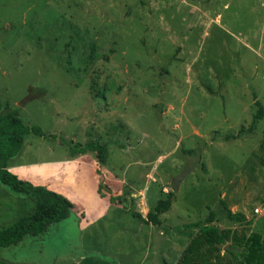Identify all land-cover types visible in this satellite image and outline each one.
<instances>
[{
    "label": "rangeland",
    "instance_id": "374dc122",
    "mask_svg": "<svg viewBox=\"0 0 264 264\" xmlns=\"http://www.w3.org/2000/svg\"><path fill=\"white\" fill-rule=\"evenodd\" d=\"M254 95L264 106V0H0L1 103L55 136H25L9 165H60L73 143L108 148L104 166L87 153L60 171L86 191L96 171L102 219L81 229L73 212L0 248V264H264L263 253L238 256L248 238H264ZM169 196L159 226L131 216ZM34 205L0 182V228ZM196 222L218 226L234 255L184 230Z\"/></svg>",
    "mask_w": 264,
    "mask_h": 264
},
{
    "label": "trees",
    "instance_id": "16d2710c",
    "mask_svg": "<svg viewBox=\"0 0 264 264\" xmlns=\"http://www.w3.org/2000/svg\"><path fill=\"white\" fill-rule=\"evenodd\" d=\"M256 110L249 130L254 129L256 124L264 119V106L254 95ZM38 136L47 140L54 141L55 136L47 134L39 126H27L19 117L18 108H11L3 105L0 100V182L10 187L14 192L28 196L34 202V210L31 214L21 217L11 225L0 228V248L18 245L26 236H38L48 231L49 227L55 223L70 217L73 212L72 203L62 195L46 189L43 186H35L28 181L19 179L15 174L8 170L9 161L18 156L23 148L24 138L27 135ZM239 135L231 136L233 138ZM230 137L225 136L228 140ZM87 153H95L96 160L100 166H104L108 157V148L105 144L86 143L70 144L69 159ZM98 170V174H99ZM103 182H99L97 193L105 195ZM124 194H129L130 190H124ZM110 193V192H108ZM111 202L115 201L110 196ZM171 205V196L165 200H159L153 212H148L143 217L139 212H132L131 216L137 218L144 225L159 226L161 221L159 215L166 212ZM198 229L205 242L217 248L216 244L223 243V236L216 225H202L201 222L191 223L184 226V230ZM245 250L241 254L253 253L257 259L264 254V238L261 241L250 237L245 242ZM234 255L233 251H227ZM236 256V255H235Z\"/></svg>",
    "mask_w": 264,
    "mask_h": 264
},
{
    "label": "crops",
    "instance_id": "0c3cea01",
    "mask_svg": "<svg viewBox=\"0 0 264 264\" xmlns=\"http://www.w3.org/2000/svg\"><path fill=\"white\" fill-rule=\"evenodd\" d=\"M83 156V155H82ZM79 158L68 159L62 162V164H56V162H42L35 164H26L19 161H13L8 164V170L15 174L19 179L28 181L35 186H43L46 189L58 193L68 199L73 203L74 208L72 212L79 218L81 215L83 219H80L79 226L81 229H88V227L94 226L98 223L100 219L105 215L104 201L101 197L98 196V180L96 179V171L90 169L93 182L90 184V191H86V188L83 185L82 180H72L71 182L63 180L62 174L60 171H63L66 165H71L76 163ZM11 161V160H10ZM58 176L62 177L61 181H56L57 173ZM32 176L35 177V180H32ZM98 176V175H97ZM58 177V178H59ZM65 184H62V183ZM64 186V187H63ZM69 187L71 190H74L77 194V199H73L70 191L63 190L62 188ZM79 201L80 207L77 208V202ZM83 203V204H82ZM83 205V206H82Z\"/></svg>",
    "mask_w": 264,
    "mask_h": 264
},
{
    "label": "water",
    "instance_id": "95a60500",
    "mask_svg": "<svg viewBox=\"0 0 264 264\" xmlns=\"http://www.w3.org/2000/svg\"><path fill=\"white\" fill-rule=\"evenodd\" d=\"M196 157H192L190 158V162L188 164V166H186L184 168V170H182L171 182V186L176 188L179 186L180 182L183 180V178L188 175L189 173H191L192 171H194L195 169V162L198 161L197 158V153L195 154ZM217 248H222L224 251H231L232 247L229 245H225L222 246L221 244H216L215 245Z\"/></svg>",
    "mask_w": 264,
    "mask_h": 264
},
{
    "label": "built area",
    "instance_id": "2783aa9c",
    "mask_svg": "<svg viewBox=\"0 0 264 264\" xmlns=\"http://www.w3.org/2000/svg\"><path fill=\"white\" fill-rule=\"evenodd\" d=\"M258 212V210H256Z\"/></svg>",
    "mask_w": 264,
    "mask_h": 264
}]
</instances>
